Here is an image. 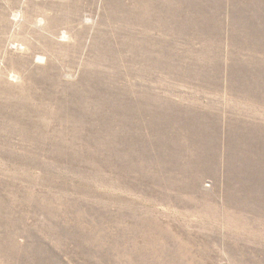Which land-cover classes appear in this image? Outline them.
I'll use <instances>...</instances> for the list:
<instances>
[{"label": "rangeland", "instance_id": "1", "mask_svg": "<svg viewBox=\"0 0 264 264\" xmlns=\"http://www.w3.org/2000/svg\"><path fill=\"white\" fill-rule=\"evenodd\" d=\"M0 264H264V0H0Z\"/></svg>", "mask_w": 264, "mask_h": 264}]
</instances>
